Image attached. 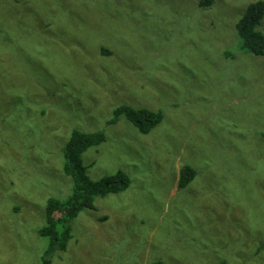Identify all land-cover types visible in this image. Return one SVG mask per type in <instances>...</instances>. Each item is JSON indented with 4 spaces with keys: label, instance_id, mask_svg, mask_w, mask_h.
Listing matches in <instances>:
<instances>
[{
    "label": "rangeland",
    "instance_id": "374dc122",
    "mask_svg": "<svg viewBox=\"0 0 264 264\" xmlns=\"http://www.w3.org/2000/svg\"><path fill=\"white\" fill-rule=\"evenodd\" d=\"M252 1L0 0V264H264V55L235 27ZM119 105L162 118L107 123ZM73 129L105 136L81 154L88 176L129 185L81 209L59 250L38 229L72 190Z\"/></svg>",
    "mask_w": 264,
    "mask_h": 264
},
{
    "label": "trees",
    "instance_id": "16d2710c",
    "mask_svg": "<svg viewBox=\"0 0 264 264\" xmlns=\"http://www.w3.org/2000/svg\"><path fill=\"white\" fill-rule=\"evenodd\" d=\"M213 0H199L200 6H208ZM264 15V1L249 2L244 13L237 20L235 27L241 38L245 51L255 55H264V32L256 29V25ZM120 115L130 121L140 133H148L161 120L159 111L144 107L132 108L128 105H119L113 111V117L107 123H112ZM105 140L100 130L83 132L73 129L63 148L62 171L72 182V190L68 196L59 199L50 197L44 208V224L38 229L39 235L48 238L49 247L55 246L64 250L71 238L70 221L84 207L94 209L93 198L103 197L110 193H118L129 185V178L122 170L91 179L87 174V166L83 164L81 154L89 147L98 145ZM194 170L189 165H182L179 169L178 186L184 187L194 177ZM41 264H50L46 258ZM149 264H164L160 259Z\"/></svg>",
    "mask_w": 264,
    "mask_h": 264
}]
</instances>
